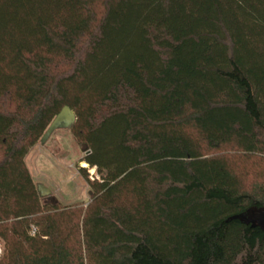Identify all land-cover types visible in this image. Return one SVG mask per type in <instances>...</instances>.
<instances>
[{"label":"trees","instance_id":"1","mask_svg":"<svg viewBox=\"0 0 264 264\" xmlns=\"http://www.w3.org/2000/svg\"><path fill=\"white\" fill-rule=\"evenodd\" d=\"M65 106L87 205L26 161ZM251 206L264 0H0V264H264Z\"/></svg>","mask_w":264,"mask_h":264},{"label":"rangeland","instance_id":"2","mask_svg":"<svg viewBox=\"0 0 264 264\" xmlns=\"http://www.w3.org/2000/svg\"><path fill=\"white\" fill-rule=\"evenodd\" d=\"M84 155V147L78 144L68 123L54 131L46 142L40 140L31 149L26 161L37 185L49 189L43 196L45 199H58L66 204L89 203L87 183L79 170L84 166L80 162ZM88 171L93 178L95 169Z\"/></svg>","mask_w":264,"mask_h":264},{"label":"water","instance_id":"3","mask_svg":"<svg viewBox=\"0 0 264 264\" xmlns=\"http://www.w3.org/2000/svg\"><path fill=\"white\" fill-rule=\"evenodd\" d=\"M75 119L76 117L74 111L69 106L63 107L61 112L54 118L52 123L47 128L41 138V142H46L52 133L64 124L68 123L71 127ZM38 188L42 196H45L49 192V189H44L40 186H38ZM229 220H239L243 224L250 225L253 228L259 227L264 230V206H251L245 212L231 216Z\"/></svg>","mask_w":264,"mask_h":264},{"label":"built area","instance_id":"4","mask_svg":"<svg viewBox=\"0 0 264 264\" xmlns=\"http://www.w3.org/2000/svg\"><path fill=\"white\" fill-rule=\"evenodd\" d=\"M2 249H3V244L1 243V239H0V254L2 252Z\"/></svg>","mask_w":264,"mask_h":264},{"label":"bare ground","instance_id":"5","mask_svg":"<svg viewBox=\"0 0 264 264\" xmlns=\"http://www.w3.org/2000/svg\"><path fill=\"white\" fill-rule=\"evenodd\" d=\"M83 165H84V166H87V164H86V163H83Z\"/></svg>","mask_w":264,"mask_h":264}]
</instances>
